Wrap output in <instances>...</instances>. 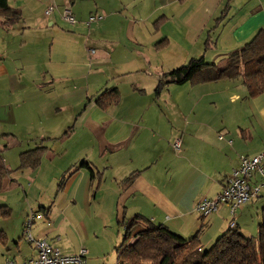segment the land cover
Listing matches in <instances>:
<instances>
[{"label":"crops","instance_id":"crops-1","mask_svg":"<svg viewBox=\"0 0 264 264\" xmlns=\"http://www.w3.org/2000/svg\"><path fill=\"white\" fill-rule=\"evenodd\" d=\"M7 2L21 17L12 25H0L2 134L14 135L13 128L22 123L35 131V139L42 144L58 138L69 141L85 128L70 159L62 160L59 190L52 202L56 211L40 206L46 229L33 237L45 238L63 253H76L75 243L56 230L63 221L68 231L86 236L83 218L73 209L80 206L77 196L86 180L91 185L95 179L91 199L105 191L108 182L116 221L139 213L184 238L201 227L202 247L226 232L231 219L226 205H218L206 216L195 205L218 195L241 155L264 152V92L250 96L241 78L171 83L158 94L154 88L160 74L191 58L220 62L242 47L258 29H264V0ZM48 6L53 10L46 14ZM64 8L74 15L73 24L64 21ZM90 16L94 20L88 22ZM108 88L116 89L120 97L102 109L95 99ZM63 107L72 109L71 120L63 115ZM170 138L179 140L182 151L166 157L159 145L164 147ZM42 146L45 151L39 164L25 169L40 166L50 149ZM67 151L65 147L57 156ZM81 162L93 169V177L79 166ZM261 167L264 171V156ZM78 175L81 178L75 183ZM258 175L252 183L261 181ZM262 207L264 185L258 197L235 210L234 228L242 224L246 229V222L259 221ZM31 216L29 224L34 222ZM0 230L5 234L0 264L35 256V247L28 241L30 251L24 256L19 257L18 244L17 255H10L9 236ZM89 253L84 256L86 264L91 261Z\"/></svg>","mask_w":264,"mask_h":264},{"label":"trees","instance_id":"trees-1","mask_svg":"<svg viewBox=\"0 0 264 264\" xmlns=\"http://www.w3.org/2000/svg\"><path fill=\"white\" fill-rule=\"evenodd\" d=\"M20 17V13L12 9L7 0H0L1 26L12 25L19 21ZM237 78L242 79L250 96L264 92L263 28L258 29L242 47L226 55L220 62H208L200 56L163 72L158 77L154 91L158 94L163 87L171 83H203ZM119 97L116 89L108 88L95 99V103L105 109L117 103ZM44 151L45 147L40 145L20 152L19 167H36ZM79 166L86 167L93 177V169L86 162H81ZM9 171L0 152V192L4 189ZM135 173L133 171L129 176ZM254 173L248 180V185L251 190L255 186H259V189L238 207L258 197L260 187L264 185V178L259 172L261 181L252 183ZM234 212H229L231 219L228 230L220 234L208 247H202L199 242L201 227L189 238H184L166 225H154L139 213L122 215V218L116 221L118 227H123L124 230L121 243L115 247L117 260L130 264H264V207L261 209L255 236L246 235L234 228ZM9 214V206L1 204L0 217ZM22 236L24 237V232ZM4 238L5 234L0 230V242H3Z\"/></svg>","mask_w":264,"mask_h":264},{"label":"rangeland","instance_id":"rangeland-1","mask_svg":"<svg viewBox=\"0 0 264 264\" xmlns=\"http://www.w3.org/2000/svg\"><path fill=\"white\" fill-rule=\"evenodd\" d=\"M64 21L67 22L66 20ZM183 62L184 61L181 60L179 63ZM150 71L152 70L150 69ZM129 78L133 80L134 77L132 75ZM181 95H183V93H181ZM203 103H205V101H203ZM63 108L66 109L63 115H66L69 120H71L72 109L70 107ZM166 118H169V116ZM166 118L164 120H166ZM69 125L70 124H68V126ZM3 127L4 126L0 124V152L10 171L5 181L6 188L0 192V205L5 204L9 206L11 215L0 217V229H4L9 236V242L6 245L8 253L10 255H17L18 249H16V244H18L22 251L19 256L21 257V255H25L27 250L30 251L28 243L22 235L26 230L29 219L32 217L31 215L34 217V222L30 224L29 231L32 236L36 237L40 230L45 231L46 229V221L40 206H51L52 212L56 211V207H54V205L52 207V202L55 198L57 189L59 190L57 181L60 176L59 169L63 167L62 160L66 157L70 159L72 153H74L79 146L78 143L81 139V133L84 132L85 128L78 130L69 141L65 138H58L53 141L46 140L41 144V140L35 139V131L26 127V125H22V123H17V126L13 128L14 135L2 134L1 131H5ZM163 129L165 131L169 130V127ZM173 141V138H170L169 142L164 147L163 145H159V149H164L166 157L171 156L172 153L178 154L182 151V149H175L173 147ZM40 145H47L50 148L46 155L43 156L40 166L33 171L18 167L20 152ZM65 147L68 148V151L65 154L57 156ZM51 157L53 158L52 162L50 160ZM154 157H156V153ZM79 162L78 160L77 163ZM257 175L255 173L251 180H256L258 178ZM80 178L81 175H78L75 183L78 182ZM87 178L88 176H86V179ZM88 184L89 182L86 180L85 188H83L77 196V202L80 206L74 207L73 209L77 217L83 218L86 236L83 237L82 234L76 235L68 231L63 221L56 231L59 232L61 235L60 237H66L67 241L69 239L71 242L75 243L76 249L78 248L79 250V247H85L90 251L87 255V259H91V261L88 260L89 264H130L117 260L115 247L121 243L124 230L123 227H118L116 218L114 217L113 207L111 206V204H113L112 193L108 189L110 185L107 182V184L104 185L106 190L98 193L93 200L91 199V195L96 191L97 179H95L91 185ZM101 194H103V196L100 198L99 196H101ZM39 201L41 202L39 203ZM257 221L256 218V222H246V227H249L246 229L242 224L238 227L239 229H243L247 235H255ZM251 227H253V232H250ZM14 228L16 229L15 234H13ZM202 232H200L199 240ZM76 238L81 240L79 241L80 244H78L79 242L76 241ZM13 240L16 243H14Z\"/></svg>","mask_w":264,"mask_h":264},{"label":"built area","instance_id":"built-area-1","mask_svg":"<svg viewBox=\"0 0 264 264\" xmlns=\"http://www.w3.org/2000/svg\"><path fill=\"white\" fill-rule=\"evenodd\" d=\"M52 9V6H48L45 13H50ZM62 17L70 24L75 22V18L69 8L63 9ZM92 20H94V16L88 18V22ZM219 138H222V136L220 135ZM179 144L180 142L177 139L173 142V147L177 149L179 148ZM263 156L264 152L250 157L241 155L239 157V165L231 170L226 183L223 185L218 195L215 198H203L199 200L195 205V210L200 215L206 216L215 211L219 204H224L229 208V212L232 214L235 208L246 202L250 196L256 194L258 191L259 186H255L252 190L249 188L248 180L256 171L264 178V171L261 167ZM29 221L24 231V237L28 242L34 245L36 250L35 256L18 263L11 259H6L2 264H86L84 256L87 250L85 248L81 247L73 254L63 253L58 247L52 245L45 238L32 237L29 232Z\"/></svg>","mask_w":264,"mask_h":264},{"label":"bare ground","instance_id":"bare-ground-1","mask_svg":"<svg viewBox=\"0 0 264 264\" xmlns=\"http://www.w3.org/2000/svg\"><path fill=\"white\" fill-rule=\"evenodd\" d=\"M53 7V6H52ZM53 10V9H52ZM48 14V13H47ZM250 157V156H249Z\"/></svg>","mask_w":264,"mask_h":264}]
</instances>
